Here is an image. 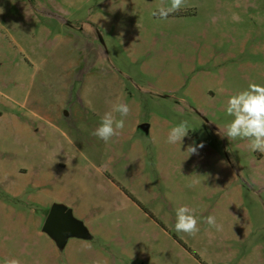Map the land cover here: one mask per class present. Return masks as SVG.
<instances>
[{
  "label": "rangeland",
  "instance_id": "374dc122",
  "mask_svg": "<svg viewBox=\"0 0 264 264\" xmlns=\"http://www.w3.org/2000/svg\"><path fill=\"white\" fill-rule=\"evenodd\" d=\"M161 3L0 0V264H264V153L218 135L230 97L264 86V0H186L167 20ZM117 100L130 113L105 143ZM54 204L92 239L60 250ZM185 205L194 237L175 230Z\"/></svg>",
  "mask_w": 264,
  "mask_h": 264
},
{
  "label": "clouds",
  "instance_id": "9594fccd",
  "mask_svg": "<svg viewBox=\"0 0 264 264\" xmlns=\"http://www.w3.org/2000/svg\"><path fill=\"white\" fill-rule=\"evenodd\" d=\"M186 5V0H162V3L151 14L161 20H167L169 16L181 11ZM233 19H238V14L233 13ZM130 113L127 103L117 100L111 109L101 117L99 126L93 135L107 143L114 136L120 134L125 127V118ZM226 113L232 117L224 130L219 129L218 135L229 141L242 139L248 141V147L252 152L264 153V86L250 83L246 90L234 94L227 101ZM119 117V118H118ZM190 125L187 120L181 121L171 127L167 136V143H182L188 135ZM204 145H189L187 153L198 155V148ZM205 223L217 231H222L223 225L218 223L214 215L204 218ZM175 230L190 236H196L200 231L195 209L188 206H180L176 209ZM4 264H20L18 259H6Z\"/></svg>",
  "mask_w": 264,
  "mask_h": 264
},
{
  "label": "water",
  "instance_id": "95a60500",
  "mask_svg": "<svg viewBox=\"0 0 264 264\" xmlns=\"http://www.w3.org/2000/svg\"><path fill=\"white\" fill-rule=\"evenodd\" d=\"M140 128L148 133L149 125L143 124ZM43 231L48 234L63 250L71 238L92 239L86 226L75 218L71 209L63 204H54L49 212Z\"/></svg>",
  "mask_w": 264,
  "mask_h": 264
},
{
  "label": "crops",
  "instance_id": "0c3cea01",
  "mask_svg": "<svg viewBox=\"0 0 264 264\" xmlns=\"http://www.w3.org/2000/svg\"><path fill=\"white\" fill-rule=\"evenodd\" d=\"M49 215V214H48Z\"/></svg>",
  "mask_w": 264,
  "mask_h": 264
}]
</instances>
